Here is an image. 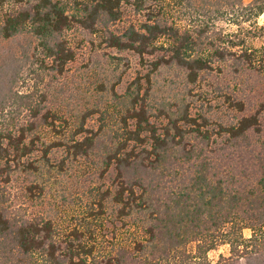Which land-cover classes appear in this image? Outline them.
<instances>
[{
	"label": "trees",
	"instance_id": "16d2710c",
	"mask_svg": "<svg viewBox=\"0 0 264 264\" xmlns=\"http://www.w3.org/2000/svg\"><path fill=\"white\" fill-rule=\"evenodd\" d=\"M162 1L0 0V39L23 33L33 37L40 54V79L62 74L74 60L65 33L77 24L104 36L109 47L131 50L142 59L165 51L150 61V72L166 64L178 67L186 86L212 69L214 61L232 59L238 73L264 71V44L257 47L246 41L264 36V23L257 22L264 0H216L211 3L214 10L201 6L208 22L215 14L237 26L227 41L219 34L217 43L208 35L210 24L191 31L169 22ZM125 2L142 12L144 19L115 33L109 24L122 18ZM247 21L254 28L251 33L243 31ZM163 36L169 40L167 47L156 44ZM22 64L21 57L0 62V108L14 99L27 113L22 122L0 128L1 180L9 181L19 165L22 171L42 176V165L22 161L38 149V143L44 146L45 157L52 148H62L66 158L96 156L101 174L113 168L115 175L87 210L64 228L40 214H15L0 201V264H264V154L254 156L253 173L244 169L237 173L223 161L230 149L242 152L243 145L254 152L248 132L262 133L261 109L235 122L220 123L217 134L226 137L213 148L205 117L198 122L188 105L154 113L157 107L150 103L149 87L137 77L124 93L115 94L119 128L86 129V116L92 112L86 111L66 135L56 128L61 117L48 107L47 90L36 86L14 95L18 93L12 86ZM150 72L145 75L148 83ZM229 99L237 111L245 110L242 100ZM152 117L166 122L157 125ZM44 126L57 132V139L42 141ZM258 143L264 149V140ZM216 153L221 160H215ZM33 188L41 190L38 184L28 190ZM105 214L113 223L109 240L102 233ZM118 228L125 230L122 239L117 238ZM244 228L252 229L251 236H243ZM218 245H228V251L213 261L208 252Z\"/></svg>",
	"mask_w": 264,
	"mask_h": 264
},
{
	"label": "rangeland",
	"instance_id": "374dc122",
	"mask_svg": "<svg viewBox=\"0 0 264 264\" xmlns=\"http://www.w3.org/2000/svg\"><path fill=\"white\" fill-rule=\"evenodd\" d=\"M215 1L163 0L162 3L164 15L169 22L191 31L206 23L210 24L208 35L217 43L219 34L227 41L228 34L235 32L237 26L231 21L217 19L215 14L213 22L205 19L207 16L200 7L205 6L214 10L211 3ZM250 1L244 0V3ZM122 10V18L109 24V28L115 33L122 32L130 23L137 25L144 19L143 13L136 11L133 5L127 2L123 3ZM257 22L260 25L264 23V11L257 18ZM250 25L251 21L242 24L245 33L254 31ZM65 34L75 52V58L65 66L62 74H45L43 79L37 74L41 71L40 54L35 48L33 37L23 33L10 39H0V62L19 57L23 61L18 78L12 86L13 92L18 93L14 95L33 91L36 86L41 91L47 90L48 107L56 110L61 117L55 121L57 129H64L67 135L76 128L86 111H92L86 116L84 123L86 129L96 130L103 125L112 132L119 128L120 106L115 94L124 93L127 85L137 77H142L144 87H149L150 103L157 107V110L153 109L154 113H158V109L169 111L174 110L176 106L183 108L188 105L189 113L195 116L198 122L203 123L200 117L207 119V129L212 133L211 141H215L213 148L221 145L226 137L225 134H217L220 131V123L235 122L237 117L261 109L262 133L248 132L249 148L254 152H250L251 150L243 145L245 148L242 147V152L230 149L228 151L230 158L223 160L231 163L237 173L241 169L248 173L256 170L257 161L254 156L260 151L264 154V149L258 143L264 140V106H261L264 105V71L242 70L238 73L234 72L235 63L232 59L223 63L214 61L212 69L202 73L195 83L186 86L184 73L178 67L166 64L150 72L152 68L150 61L160 57L165 52L163 50L153 56L146 55L142 59L131 50L109 47L104 36L93 33L79 24ZM246 41L259 47L264 44V36L246 37ZM156 44L167 47L169 40L163 36ZM149 72L150 83L145 77ZM229 97L242 100L245 103V110L239 112L233 108ZM22 105L12 99L5 108H0V128L11 127L25 119L27 113ZM152 119L157 125L166 122L162 117ZM51 129L49 126L42 127V141L50 142L57 139V132ZM43 149L44 146L38 143L37 150L22 158L24 164L31 162L34 165H42L43 175H33L31 170L22 171L23 166L19 165L9 181L0 178V201L15 214L25 213L29 216L40 214L53 219L59 227L64 228L74 223L76 215L95 201L99 191H104L111 185L115 170L110 168L101 174V164L96 156L66 158L62 148H52L46 156L47 160ZM215 160H221L218 153L215 154ZM37 184L41 190L38 188H33V192L28 190L30 186ZM102 223V233L109 240L113 231L109 214L103 216ZM242 234L247 238L251 236L252 229L244 228ZM116 235L118 239H122L125 236L124 228H118ZM227 251L228 245H218L210 250L208 255L215 261L219 254Z\"/></svg>",
	"mask_w": 264,
	"mask_h": 264
}]
</instances>
